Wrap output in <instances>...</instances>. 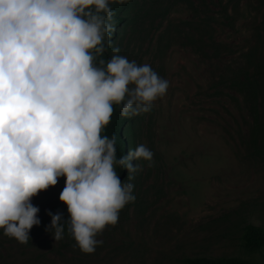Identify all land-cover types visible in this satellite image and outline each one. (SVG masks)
Segmentation results:
<instances>
[{
  "label": "rangeland",
  "instance_id": "rangeland-1",
  "mask_svg": "<svg viewBox=\"0 0 264 264\" xmlns=\"http://www.w3.org/2000/svg\"><path fill=\"white\" fill-rule=\"evenodd\" d=\"M139 2L114 48L169 87L149 112L125 116L128 147L153 153L151 166L133 161L135 200L92 253L69 232L55 241L30 230L19 243L0 230V264H185L198 254L264 264V249L239 244L246 222L264 225V0ZM64 182L32 197L38 213L68 217Z\"/></svg>",
  "mask_w": 264,
  "mask_h": 264
},
{
  "label": "clouds",
  "instance_id": "clouds-1",
  "mask_svg": "<svg viewBox=\"0 0 264 264\" xmlns=\"http://www.w3.org/2000/svg\"><path fill=\"white\" fill-rule=\"evenodd\" d=\"M110 0H0V230L26 243L41 223L31 199L64 177L68 217L48 215L55 241L65 226L92 253L106 226L135 200L131 182L153 153L144 144L116 157L102 135L113 105L121 115L151 110L169 82L151 65L102 57L113 24ZM114 165L127 170L121 181Z\"/></svg>",
  "mask_w": 264,
  "mask_h": 264
},
{
  "label": "trees",
  "instance_id": "trees-1",
  "mask_svg": "<svg viewBox=\"0 0 264 264\" xmlns=\"http://www.w3.org/2000/svg\"><path fill=\"white\" fill-rule=\"evenodd\" d=\"M139 3V0H110V8L112 10V19L110 22L113 24V29L110 35L106 37L105 51L102 57H97V60L100 58L105 61L110 59L113 54L112 49L114 48L116 39L122 35L123 30L130 22V10ZM130 119L131 117L121 115L120 106L114 104L110 121L102 129V135H108L109 137L115 136V155L117 158L122 155L126 156L125 149L128 148L129 150V148H131L128 147V145L131 144V139L129 137ZM125 126L128 128H125ZM115 172L121 180L127 174V170L119 165H115ZM37 215L41 223L39 225H33L30 230H46V226L51 222V217L43 213H37ZM64 219H67V217H64ZM65 232H68L67 226H65ZM239 244L245 254H254L262 251L264 249V225L246 222L242 226ZM182 260L185 264H255L253 259L241 255L198 254L186 256Z\"/></svg>",
  "mask_w": 264,
  "mask_h": 264
}]
</instances>
